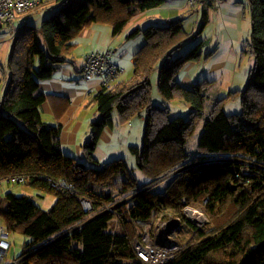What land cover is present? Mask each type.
<instances>
[{
  "label": "trees",
  "instance_id": "trees-1",
  "mask_svg": "<svg viewBox=\"0 0 264 264\" xmlns=\"http://www.w3.org/2000/svg\"><path fill=\"white\" fill-rule=\"evenodd\" d=\"M224 1L188 7L187 12L202 14L197 34L185 28L182 17L155 19L162 25L132 34L144 40L132 77L102 89L88 102L98 117L84 145L85 160L65 154L61 126L44 121L46 95L39 90L40 82L72 56L73 42L84 29L105 24L117 36L137 16L164 7L167 0H54L52 6L60 8L43 21L40 31L24 25L8 64L1 67L0 187L4 181L22 182L52 195L55 203L44 210L28 196L8 192L0 197V218L8 234L28 238L17 264H147L138 258L134 241L142 240L146 225L171 216L184 223L190 237L163 264H264V0H248L252 33L245 53L253 56L254 64L247 86L230 91L209 114L203 81L193 88L178 82L185 67L201 61L205 46L198 43L174 58L210 23V12L203 8ZM41 9L42 4L29 13ZM212 55L208 50L205 60ZM157 72L162 107L152 98ZM237 96L243 111L226 114L224 102ZM172 101L191 105L190 116L171 119ZM114 113L122 126L136 116L146 118L143 147L130 148L146 178L142 185L125 159L100 164L94 156ZM202 118L204 130L193 150L190 138ZM64 182L72 190L63 193L54 185ZM82 199L91 211L84 209ZM188 207L202 208L208 219L204 228L187 221Z\"/></svg>",
  "mask_w": 264,
  "mask_h": 264
},
{
  "label": "rangeland",
  "instance_id": "rangeland-1",
  "mask_svg": "<svg viewBox=\"0 0 264 264\" xmlns=\"http://www.w3.org/2000/svg\"><path fill=\"white\" fill-rule=\"evenodd\" d=\"M244 4H233L234 10L230 9L227 13L218 11L217 14H214L216 11L210 10V23L205 27L202 34H199L197 41L186 44L181 51L174 55V58L184 56L193 50L198 43H202L203 45L208 44L207 48L204 50V55L201 61L192 63V68H194V70L191 72L194 76H200L198 77V82L203 81L202 86L208 96L205 103L206 114L211 112L218 100L228 97L230 91L244 90L247 86L248 76L253 68L254 58L249 54V52L245 53V51H248V42L251 40L252 19L249 13L248 3L244 2ZM59 8L60 7H57L53 10H45L42 8L41 10L35 12L32 16H29L31 17L29 22H27V20H23L26 17L25 15V17L21 16L22 18L19 17L17 20H22V22L25 21L33 26L36 25L37 28L40 29L43 21L50 17L51 14ZM244 12L245 14H243ZM181 17L186 18L185 28L188 31L197 34L202 28L203 19L201 13L197 14L185 12ZM38 20H40V25L35 24ZM135 22L139 24L140 28L144 29L152 24L162 25L160 21L147 23L148 20H146V17L141 18L140 16L135 20ZM8 29L10 30L11 28L4 29V33L7 37L9 36ZM142 41L143 37L139 39V42ZM208 50L213 52V55L208 60H205ZM187 67H185L183 71L186 70ZM159 79L160 72H157L153 78L152 98L155 105L162 107L163 100L158 88ZM169 106L171 108V119L179 116L183 118H188L190 116V112L187 110L186 105L180 103L179 101H172ZM222 109L229 115L241 113L243 111L241 97L237 96L230 100H226ZM116 118L117 115L114 113L113 119L115 121L117 120ZM130 124L121 126V128L122 131H126L128 128V131L133 133V141L126 138L128 136L123 137V140L121 141L123 143V147L120 149V144L119 147L116 146L112 148L113 151L109 150L110 153H108L107 147L101 145V147L95 152L94 156L100 164H109L115 160L125 159L129 168L133 170V174L137 177L139 184L142 185L146 182L145 175L140 168H138L136 158L131 154V150L129 148L132 146L139 148L143 147L146 132V118L136 116ZM118 126L120 127V125ZM203 130L204 118L198 120L195 134L190 138L189 148L193 150L196 149ZM83 160H85V155ZM1 185L0 197L4 196L8 192H12L18 196H28L44 210H49L55 203V198L52 195L44 194L39 190L25 186L22 182L14 181L7 183L4 181L1 182ZM188 209L201 211V213L205 216L202 208L188 207L184 210V214L188 222L193 223L197 228L201 229L208 224L206 216V222H204L203 225H200L195 220L191 219L187 212ZM4 223V219L0 218V226L6 229ZM162 223H167V225H169L168 232L166 233L174 235V238H176L181 245L189 239L190 234L187 233L184 223H182V221L177 217L171 216L166 220H163L162 217H158L155 223L145 226L146 229L151 227V231L154 233L152 240H158V234L162 227ZM139 234L136 233L135 236H138ZM8 241L12 244V247L8 254L4 257V260L5 263L13 264L14 260L22 254L24 244L28 241V238L20 233H12L9 234ZM118 263L134 264V261L119 260Z\"/></svg>",
  "mask_w": 264,
  "mask_h": 264
},
{
  "label": "crops",
  "instance_id": "crops-1",
  "mask_svg": "<svg viewBox=\"0 0 264 264\" xmlns=\"http://www.w3.org/2000/svg\"><path fill=\"white\" fill-rule=\"evenodd\" d=\"M187 1L167 0V4L164 7L147 11L139 16L141 18L146 17L147 23H152L155 19H160L161 21L177 20L185 12L189 11ZM53 2L54 0H41L42 8L52 10L55 8L52 6ZM244 2L248 3V0H225L222 3L216 2L206 5L203 10H207L208 12L215 10L214 14H217L218 11L227 13L230 9L234 10L233 4H244ZM34 13H28L25 15L26 17L24 16L23 20L29 22L31 19L29 16H32ZM139 16L117 36H113L111 26L105 24L95 23L81 31L73 42L75 49L72 56L68 57L66 62L58 66L57 71H55V74L51 78L40 82L39 90L46 95V101L41 107L42 117L50 125L59 124L61 126L60 144L65 154L83 160L85 155L84 145L90 137L91 124L98 117L97 108L88 107V102L96 93L102 91V85L98 79L86 81L83 78L81 71L85 65L87 56L95 51L111 52V58L120 70V78L116 83L129 80L133 73L136 59L135 54L144 43V40L139 42L141 38L140 34L132 35L140 28L139 24L135 22ZM25 21L17 20L13 26L0 27V78L1 67H6L8 64L15 39L20 34L24 25L32 26L39 31L41 29V27L38 29L36 25L33 26ZM39 21L35 24L40 25ZM5 28H11L10 30L8 29V37L4 33ZM14 29L18 30V32L13 33ZM204 46V49H206L208 44ZM192 66L193 64H190L178 76V82L187 88H193L195 84L199 83L198 77L200 76L192 75L191 72L194 70ZM3 92V84H0V95ZM186 108L189 112L193 110L191 105H186ZM116 119V121L113 119L112 126L107 127L103 131L96 151L101 145L107 147L108 153H110L109 150L113 151L112 148L119 147L120 144L121 149L123 147L121 141L125 136H128L126 138L130 139V141H133V133L129 132L128 128L126 131H122L118 115ZM4 264L10 263L4 262Z\"/></svg>",
  "mask_w": 264,
  "mask_h": 264
},
{
  "label": "built area",
  "instance_id": "built-area-1",
  "mask_svg": "<svg viewBox=\"0 0 264 264\" xmlns=\"http://www.w3.org/2000/svg\"><path fill=\"white\" fill-rule=\"evenodd\" d=\"M209 0H189V6L197 7ZM221 1V0H217ZM41 4V0H0V27L13 26L17 19L27 15ZM18 30L14 29L13 33ZM111 52L95 51L86 58L85 65L82 68V75L86 81L98 79L101 82L102 89L111 88L120 78V70L118 65L112 60ZM23 181V179H19ZM61 191L66 192L72 190L73 186L64 183H54ZM86 211H91V204L85 200H81ZM148 226V225H147ZM158 240L151 239V227L145 228L142 240L137 238L134 241L135 252L144 263L147 264H163L171 259L183 249L182 245L174 235L168 232L167 223H162ZM9 234L6 229L0 226V264H4V257L11 248L8 241ZM15 262L14 264H17Z\"/></svg>",
  "mask_w": 264,
  "mask_h": 264
},
{
  "label": "bare ground",
  "instance_id": "bare-ground-1",
  "mask_svg": "<svg viewBox=\"0 0 264 264\" xmlns=\"http://www.w3.org/2000/svg\"><path fill=\"white\" fill-rule=\"evenodd\" d=\"M187 212L190 218L195 220L198 224L203 225V223L206 222V217L201 213V211L188 209Z\"/></svg>",
  "mask_w": 264,
  "mask_h": 264
},
{
  "label": "clouds",
  "instance_id": "clouds-1",
  "mask_svg": "<svg viewBox=\"0 0 264 264\" xmlns=\"http://www.w3.org/2000/svg\"><path fill=\"white\" fill-rule=\"evenodd\" d=\"M7 253H8V252H7ZM15 262H17V260H16Z\"/></svg>",
  "mask_w": 264,
  "mask_h": 264
}]
</instances>
